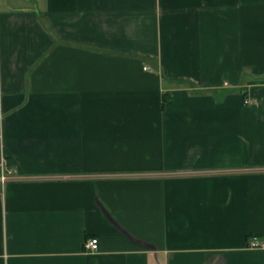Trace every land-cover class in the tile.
Segmentation results:
<instances>
[{
  "label": "crops",
  "instance_id": "crops-1",
  "mask_svg": "<svg viewBox=\"0 0 264 264\" xmlns=\"http://www.w3.org/2000/svg\"><path fill=\"white\" fill-rule=\"evenodd\" d=\"M1 175L0 264H264V0H0Z\"/></svg>",
  "mask_w": 264,
  "mask_h": 264
},
{
  "label": "built area",
  "instance_id": "built-area-1",
  "mask_svg": "<svg viewBox=\"0 0 264 264\" xmlns=\"http://www.w3.org/2000/svg\"><path fill=\"white\" fill-rule=\"evenodd\" d=\"M245 102L248 103V101L246 100ZM8 173H10V171H8ZM6 177H4L3 175L0 176V181L5 183ZM252 241L249 242V246L252 248L257 249V247H262L264 246V244L262 243V241L258 240V238H252ZM84 247L86 248V250H88L89 252L94 251L98 248V240L96 238H90V240H86Z\"/></svg>",
  "mask_w": 264,
  "mask_h": 264
}]
</instances>
